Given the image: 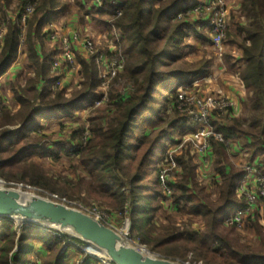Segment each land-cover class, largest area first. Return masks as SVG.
<instances>
[{"label": "trees", "instance_id": "16d2710c", "mask_svg": "<svg viewBox=\"0 0 264 264\" xmlns=\"http://www.w3.org/2000/svg\"><path fill=\"white\" fill-rule=\"evenodd\" d=\"M5 1L6 6L0 10L3 13L4 8L12 2ZM18 1L20 3L15 20L8 21L5 16L1 19L8 30L0 47V77L11 67L22 44L29 75L32 77L25 81L24 87L20 85L12 88L18 111L11 114L4 110L0 118V130L7 125L19 126L14 130L5 129L0 132V168L18 167L19 162L39 150L59 160L63 154L69 156L70 148L75 149L74 153L80 155L83 172L88 177L87 180L81 178L80 183L87 184L89 197L109 202L122 214L128 212L133 232L138 231L141 243L148 245L156 213L168 196L161 185L162 173L159 168L164 153L163 135L171 134L176 123L156 133L164 124L161 119L163 109L168 108L167 97L159 88L169 82L170 87H173L176 83L173 77H184L177 73L170 75L171 79L168 80L167 75L157 70L161 64L170 65L179 59L176 49L185 38L187 23L184 19L179 21L178 17L182 13L181 7L189 0H102V8L92 3L96 16L105 11L114 16L116 8L122 11L121 17L113 21V24L124 34V40L129 46L131 64L126 67V71L133 78L136 89L128 96L121 95L118 90L111 94L109 101L114 112L106 120L92 119L89 131L92 137L87 140L88 146L85 149L59 143L51 145L55 149L53 152L47 145L50 139L41 132V123L44 119L53 123L59 117L73 118L77 111L93 104L100 86L96 57L77 56L81 65L80 89H76L70 96L66 90L51 92L49 84L53 80V55L52 52L47 54L42 50L46 38L43 29L59 16L68 14L70 4H62L60 0ZM75 1L80 10L89 15L84 0ZM28 3L36 6L35 11L21 26V18ZM88 5L91 4L88 2ZM241 7L248 22L243 28L244 42L240 46L243 51L241 81L249 94V98L243 102V110L250 118L230 119L225 116L214 123L215 130L230 142L225 145L212 141L211 156L214 161L211 182L216 190V198L207 186L198 187L197 167L191 158L187 159L188 153L174 157L182 173L176 184L169 183L173 189L170 195L172 204L178 210L188 209L193 217H200L206 227L202 233H185L183 241L186 246H191L188 253L193 258L190 259L189 254L174 256L183 262H207L208 256L219 250L227 253L231 264L264 263L261 254L232 243L220 231L225 215L244 206V202L237 198L236 191L245 172L232 164L230 153L238 154L249 149L251 160H258L264 175V0H242ZM199 75L197 73L195 77ZM190 77L186 76L187 79ZM174 93L177 95V92ZM175 100L172 109L178 115L179 95ZM140 124L145 130L159 134L158 137L155 134L154 138L149 139L150 134L149 137L140 134L139 140H136ZM153 160L156 168L151 169L150 163ZM22 174V180L30 184L43 188L50 185L46 176L40 172ZM229 228L228 233L237 231L236 226ZM245 228H255L264 240V227L253 217L246 220ZM70 241L84 245L80 240L64 236L58 231L32 224L18 225L14 221L1 219L0 264H65L68 250L73 246ZM38 245L43 252L33 262L29 257Z\"/></svg>", "mask_w": 264, "mask_h": 264}, {"label": "rangeland", "instance_id": "374dc122", "mask_svg": "<svg viewBox=\"0 0 264 264\" xmlns=\"http://www.w3.org/2000/svg\"><path fill=\"white\" fill-rule=\"evenodd\" d=\"M60 2L62 4H70L69 13L59 16L56 20L47 24L43 29L47 42L44 41L42 50L47 54L52 52L53 55V64L51 68L53 80L49 84L51 92L58 89L66 90L65 92L70 96L76 89L81 88V77L79 74L81 65L78 62L77 56L80 54L78 48H83L81 42L84 40H93L95 48L100 54L110 59L115 58V60L119 61L121 67L118 68L116 76L114 77H103L105 68L104 70L98 71L100 86L96 91L97 97L93 101V103L99 102L98 105L96 103V106L95 104L90 107L88 105V108L84 107L82 110L77 111L74 117L70 119L59 117L56 118L53 123H50L49 119L43 120L41 123L43 125L41 132L50 139L48 141L50 143L47 145L51 152L55 150L54 146L51 145L59 143L81 146L82 149H85L88 146L87 140L92 137L89 132L91 130L92 119L103 118L106 120V118L114 112V107L109 101L111 94H113L115 90H118L121 95L128 96L132 95L136 89L133 78L130 76L129 71H126V67L131 64L129 62V46L124 40V34L116 29L113 24V21H116L117 18L107 11L96 16V11L92 9V0H84V7H88L89 15H85L82 10H80L78 5L75 4V0H60ZM88 2L91 4L90 6ZM212 2L213 0H189L188 3L181 7L182 13L179 15L178 20L181 21L180 19H184L187 25L185 29V38L178 43L176 49L179 59L175 63H170V65L161 64L157 70L165 76L167 75L168 80L171 79V77H169L170 75L177 73L182 74L184 77H182V79L173 77L175 78L173 82H176L173 87H170L169 82L164 87L159 88V91L167 97L166 102L168 108L166 110L163 109L164 112L161 115V119H163L164 124L161 126L159 132L157 131L156 133H160L163 129L165 130L168 125L176 123L173 125V130L170 131L171 134L165 133L163 135L164 153L159 168L162 173L160 174L161 185L168 196L162 203V207L156 213L153 224L154 227L152 226L154 229L149 233L148 245L141 243V236L138 231L133 232L132 221L128 212L122 214L109 202L99 201L89 197L87 184L80 183L81 178L87 180L88 177H86L83 172L80 163V155L72 153V148H70L69 156L63 154L59 160H55L53 156L44 154V151L39 150L37 153L30 154L19 162L17 164L18 167L11 166L8 168L6 166L5 168H0V184L4 182L6 184L30 186L33 189L42 191L36 192L37 195L42 197L51 198V196L55 195L62 200L65 199L73 203V208H84L89 212L96 211L102 216V219L110 228L122 234H127L132 241L129 240L130 244L144 247L151 255L157 256L158 258L178 260L181 262L183 261L174 256L189 254V258H193L192 254L188 253L191 246H186L183 241L185 233H202L206 227L200 217H193L188 213V209L185 211L178 210L172 204L171 193H173V189L170 188L169 183L172 182L176 184L180 178L179 175L182 173L181 168L174 162V157H182L186 155L185 153H188L189 156L187 159L189 160V158H191L192 163L197 167L198 187L207 186L208 191L214 193V198H216V190L211 182L213 172L212 163L214 159L211 156L212 154L209 156L201 155L197 149V143L192 141L195 129L191 123V117L188 114L190 107L186 106V100L191 97L218 95L229 98L239 107V112L236 113V115L231 114V112L227 114H214L213 125L215 122H219L220 118L225 116H229L230 119L241 117L249 120L250 118L243 110V102L249 98V94L241 81L243 51L240 46L244 42L243 28L248 24L246 14L242 12V0H223V8L227 9V29L220 49L212 45L211 40L213 34L211 28L216 21V16L221 13L222 9L218 5L211 6ZM6 3L5 0H0V10L3 6H6ZM19 3L18 0H12L8 7L4 8V13L0 11V32L1 30H5V35L7 34L8 27H5L1 19L5 16L8 21L11 19L15 20ZM31 16H33V14ZM108 23H110V26H107ZM21 26H24V24H21ZM75 32H81V36L78 41L79 43L74 44L75 48L73 47L72 49L76 63V67L73 69L67 66L65 60L61 58L62 49H59V43L61 39L71 38L72 34ZM22 35H24V33ZM57 49L59 53L56 51ZM85 56L90 58L87 53H85ZM55 62L59 64L58 69L54 68ZM29 73L25 48L24 44H22L17 58L11 64L8 71L0 77V118H2L4 110H8L11 114L18 111V105L12 88L13 86L20 85L24 87L25 81L32 77ZM197 73L200 74L199 77H195ZM186 76L191 77L187 79ZM56 78L58 82L54 81ZM239 86L243 89H239ZM169 87L172 89H169ZM174 92H177V95H179L178 115H176L172 109V106L177 101L175 100L177 95ZM231 98H234L235 101ZM110 110L112 111L109 113L108 111ZM240 120L243 121L242 119ZM17 127L19 126L11 127L7 125L1 130H14ZM156 133H152L151 130H145L142 124H140L136 133V140H139L140 134H144L145 136L150 134V137L148 136L149 139L154 138L156 135L158 137L159 134ZM229 144L230 142L226 145ZM251 159L252 154L249 152V149H245L238 154L230 153V161L237 169L244 170L248 164H256L259 174L264 176L258 160ZM150 168H156L154 160L151 161ZM23 172H28L30 174L40 172V174L46 176V181L47 183L49 182L50 185L43 188L30 184L28 181L22 180ZM163 178L165 179L164 182ZM168 184L169 186H166ZM22 191L29 192L26 189ZM250 217H253L254 220H257L259 224L264 227V200L257 204V207L253 209L251 215H246L244 217L243 225L241 227H236L237 231H235V233H228L229 227L232 226H225L224 224H222L220 231L232 243L238 244L248 251L255 250L264 257L263 237L261 238V236L257 234L255 228H245V222ZM62 234L72 238L67 233ZM70 243L73 246L68 250L65 264H79L81 256L87 257L88 259L90 258V252L99 256L96 249L92 246H90L91 248L89 249L85 243L84 245L76 244L73 241H70ZM151 248H154V251ZM17 251L18 249L16 248L15 252ZM40 252L43 251L40 245H38L29 258L35 262V260H38L40 257ZM96 255L95 257H97ZM92 261V264H103L102 261L93 258ZM184 263L231 264V260L225 251L217 250L215 254L208 256L207 262L198 260L196 263Z\"/></svg>", "mask_w": 264, "mask_h": 264}, {"label": "built area", "instance_id": "2783aa9c", "mask_svg": "<svg viewBox=\"0 0 264 264\" xmlns=\"http://www.w3.org/2000/svg\"><path fill=\"white\" fill-rule=\"evenodd\" d=\"M94 5L97 8H102V0H92ZM218 5L222 9L221 13L216 16V21L214 25L212 26V45L220 49L222 47V42L224 38V34L227 29L226 25V15H227V9H224L223 6V0H213L211 3V6ZM35 11V5L32 3H28L27 6L25 7V13L21 18V24L26 23V19L31 16ZM122 15V11L118 8L115 9L114 11V16L115 18H120ZM3 28V27H2ZM1 35H0V47L2 46V41L4 39L5 30H1ZM81 36V32H75L72 34L71 38H64L60 40V48L62 49V55L61 58L65 60L67 66L71 68L76 67V63L74 60V55H73V47L75 48L76 43H79V39ZM54 39V38H53ZM81 45L87 55L95 56L96 57V65L99 70H104L105 68V74L103 77L106 78L111 76L114 77L116 76L118 68H120V63L118 60H115V58H108L104 57L103 54H100L97 49L95 48V43L93 40H84L81 42ZM56 51L59 50L57 49ZM59 64L55 62V69H58ZM55 82H58L57 78L54 80ZM99 100V99H98ZM96 100V101H98ZM96 103V102H95ZM89 105L94 106V104ZM97 105L99 102L96 103ZM95 104V106H96ZM186 106H189L188 114L191 117V123L194 126L195 129V134L192 136V141L197 143V149L199 150V153L203 156H209L212 154V141L216 140L219 142L224 143L225 145L229 142L226 141L225 137L217 132L214 128L213 125V119H214V114H227L228 112H231V114L236 115V113L239 112V107L236 106L232 100L229 98H226L224 96H218V95H212L208 97H191L187 98L186 100ZM86 108H88L86 106ZM88 132V131H87ZM89 136V133H88ZM87 136V137H88ZM86 137V140H87ZM79 148L81 146H78ZM75 149L71 150L72 153H74ZM245 175L243 179L241 180L237 191L236 195L239 200H242L244 202V206L237 207L234 212L230 215L226 214L224 217V225L225 226H236V227H241L244 221V217L246 215H251L252 211L254 208L257 207V204L264 200V176H261L258 172V167L257 165L253 164H248L244 168ZM165 179L163 178V182ZM3 185V186H1ZM1 187H6V188H20L21 190L26 189L27 191L31 193L36 192H42L36 189L31 188L30 186H24L20 184H6L4 182H1L0 184ZM168 190V189H167ZM51 199L61 202L65 204L66 206H69L73 208V203L68 202L67 200H62L58 196H51ZM99 220H101L105 225L108 226V224L102 219V216L97 213L96 211L94 212H89L85 210L84 208L79 209ZM0 223H1V218H0ZM109 227V226H108ZM120 233V232H119ZM55 236H58V234L54 233ZM122 234V233H121ZM129 242V237L127 234H122ZM131 241V240H130ZM132 242V241H131ZM90 258L88 259L87 257H82L81 256V261L79 264H92V258L95 260L102 261L103 264H113L109 260H101L99 257H95L93 254H89Z\"/></svg>", "mask_w": 264, "mask_h": 264}, {"label": "water", "instance_id": "95a60500", "mask_svg": "<svg viewBox=\"0 0 264 264\" xmlns=\"http://www.w3.org/2000/svg\"><path fill=\"white\" fill-rule=\"evenodd\" d=\"M0 218L18 225L32 224L67 233L85 243L87 248L99 249L113 264H187L151 255L146 248L130 244L121 233L101 220L20 188L0 187Z\"/></svg>", "mask_w": 264, "mask_h": 264}, {"label": "crops", "instance_id": "0c3cea01", "mask_svg": "<svg viewBox=\"0 0 264 264\" xmlns=\"http://www.w3.org/2000/svg\"><path fill=\"white\" fill-rule=\"evenodd\" d=\"M63 16V15H62ZM45 42H47V40H45ZM78 52L80 53L79 55H81V56H83L84 58H87L86 56H85V50L83 49V48H78ZM239 89L241 88V89H243L242 87H238ZM231 99H233L234 101H235V99L234 98H231Z\"/></svg>", "mask_w": 264, "mask_h": 264}, {"label": "bare ground", "instance_id": "6f19581e", "mask_svg": "<svg viewBox=\"0 0 264 264\" xmlns=\"http://www.w3.org/2000/svg\"><path fill=\"white\" fill-rule=\"evenodd\" d=\"M3 186V185H2ZM94 249H96V251H97V253L99 254V256L101 257V258H104V259H101L98 255H96V254H93V255H96L97 257H99L101 260H106V257H105V255L103 254V252H101L99 249H97V248H95L94 247ZM89 251V250H88ZM90 252V251H89ZM91 253V252H90ZM92 254V253H91ZM108 260V259H107Z\"/></svg>", "mask_w": 264, "mask_h": 264}]
</instances>
